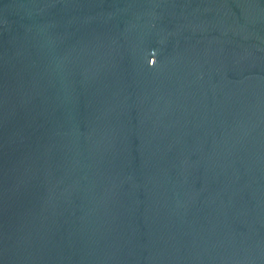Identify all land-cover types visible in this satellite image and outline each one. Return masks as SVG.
I'll list each match as a JSON object with an SVG mask.
<instances>
[{
	"label": "water",
	"instance_id": "water-1",
	"mask_svg": "<svg viewBox=\"0 0 264 264\" xmlns=\"http://www.w3.org/2000/svg\"><path fill=\"white\" fill-rule=\"evenodd\" d=\"M0 264H264V0H0Z\"/></svg>",
	"mask_w": 264,
	"mask_h": 264
}]
</instances>
